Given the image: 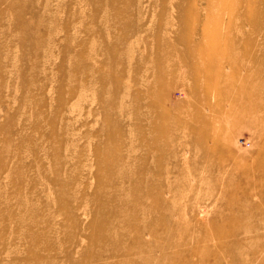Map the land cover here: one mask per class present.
Returning <instances> with one entry per match:
<instances>
[{"label": "rangeland", "instance_id": "1", "mask_svg": "<svg viewBox=\"0 0 264 264\" xmlns=\"http://www.w3.org/2000/svg\"><path fill=\"white\" fill-rule=\"evenodd\" d=\"M0 264H264V0H0Z\"/></svg>", "mask_w": 264, "mask_h": 264}]
</instances>
